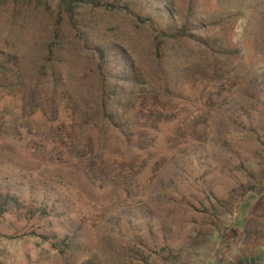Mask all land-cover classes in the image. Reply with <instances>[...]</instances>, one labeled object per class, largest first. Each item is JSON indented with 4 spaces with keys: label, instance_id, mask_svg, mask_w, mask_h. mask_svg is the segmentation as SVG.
Masks as SVG:
<instances>
[{
    "label": "rangeland",
    "instance_id": "rangeland-1",
    "mask_svg": "<svg viewBox=\"0 0 264 264\" xmlns=\"http://www.w3.org/2000/svg\"><path fill=\"white\" fill-rule=\"evenodd\" d=\"M141 1L0 0V264H264V0Z\"/></svg>",
    "mask_w": 264,
    "mask_h": 264
},
{
    "label": "trees",
    "instance_id": "trees-1",
    "mask_svg": "<svg viewBox=\"0 0 264 264\" xmlns=\"http://www.w3.org/2000/svg\"><path fill=\"white\" fill-rule=\"evenodd\" d=\"M60 4H63L67 7L72 6L75 7L79 4L84 3H92L95 5H104L108 8H123L128 13L136 17L138 20L142 22H148L153 30L156 32L154 41L155 47L158 48L166 38L178 39L182 35L179 32H183L186 29V24L179 28V31H175V29L168 23H163V16L161 15L160 9H152L155 12V15L146 11V7L141 0H125L123 1L122 5H119V0H58ZM98 56L102 59V52H98ZM96 77H97V85H98V95L100 96V102L98 103V107L95 108V113L98 117H100L107 125L106 129L102 131L107 132L109 130L111 133L116 132L118 135L122 136L125 142L129 141V136L125 130L130 126L127 118H123V115L116 113L114 110V104L111 100V97L114 95V91L111 89L113 88L107 81L104 73L102 72V65L98 64L96 68ZM5 88V85L0 82V89ZM102 139V138H101ZM69 156H72L68 153ZM13 197L12 195L6 194L3 199L6 201L11 200ZM1 199V198H0ZM48 203H43L35 212L41 215H47V206ZM5 212V209L0 207V215ZM44 241L49 243V246L52 250H55L59 253L65 252L68 249L72 237L68 234H65L62 238H57L56 235L52 237H42Z\"/></svg>",
    "mask_w": 264,
    "mask_h": 264
}]
</instances>
